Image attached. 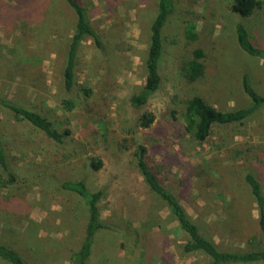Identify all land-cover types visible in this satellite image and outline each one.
Here are the masks:
<instances>
[{"label": "rangeland", "instance_id": "rangeland-1", "mask_svg": "<svg viewBox=\"0 0 264 264\" xmlns=\"http://www.w3.org/2000/svg\"><path fill=\"white\" fill-rule=\"evenodd\" d=\"M81 1L98 23L106 49L100 53L90 40L83 42L73 94L64 95L61 88V69L74 23V14L67 6L61 7L55 23L33 26L53 45L44 44L34 57H24L28 62L25 73L0 64V96L16 97L26 106L51 108L63 126L68 123L76 139L74 146H55L25 121L14 120L8 110L0 108L7 137L15 141L10 145L13 161L20 169L29 167L30 179L24 185L31 207L17 216L20 221L16 225L30 224L27 234L49 237L47 254L35 253L40 257L34 262L72 264L66 253L78 248L84 235L86 206L78 193L56 185V180L63 179H83L89 189L104 190L99 203L101 217L112 228L94 235L89 264H141L148 227L163 236L161 242L166 248L159 260L164 264L208 261L202 253L182 252L179 243L183 234L177 221L165 203L147 190L130 156L93 147L83 139V130L99 128L97 122L101 120L115 130V136L134 137L146 148V159L157 170L160 181L218 248L248 249L249 240L259 239L260 232L257 205L243 175L253 173L264 192V106L241 121L214 124L200 142L184 130L182 109L184 99L193 94L220 110L246 105L241 87L244 73L251 86L264 94V61L244 53L234 34V23L242 21L251 40L264 46V7L255 14L239 16L231 11V0H175V10L162 29L160 87L139 112L150 111L155 119L148 128H142L135 125L137 115L130 96L144 83L149 24L156 0ZM189 23L206 37L208 68L202 78L184 83L177 81L172 71L185 57L182 35ZM5 27L0 28V58L18 53L24 56L20 45L28 34L14 36L18 47L9 39L11 27L19 33L24 26ZM84 90L87 96L102 99L96 107L97 117L77 115L75 108L71 113L63 106L62 100L78 98ZM42 150L47 162L36 169L32 163L40 165ZM92 157L102 160L97 170L90 166ZM0 264L4 263L0 260Z\"/></svg>", "mask_w": 264, "mask_h": 264}, {"label": "trees", "instance_id": "trees-1", "mask_svg": "<svg viewBox=\"0 0 264 264\" xmlns=\"http://www.w3.org/2000/svg\"><path fill=\"white\" fill-rule=\"evenodd\" d=\"M263 4V0H231L230 8L236 15L249 16L261 11L264 7ZM175 5V0H156L155 14L149 24L148 45L144 59V83L137 92L130 96V102L135 107L134 115H137L135 125L142 128H148L155 119L154 114L150 111L139 112L141 107L143 108L159 90L161 82L159 64L163 51L162 29L174 12ZM65 6L72 10L74 23L61 69V88L64 95H71L77 86V66L79 65L83 42L90 40L96 51L100 53L106 49L98 23L90 18L87 8L81 0H0V28L6 29L5 26L17 25L18 23L24 26L22 31H18L19 33H16L11 27L13 33H10L9 39L12 46L18 47L14 39L15 35L22 38L23 34H28L27 38L22 39L23 45H20L21 50L25 52L22 53L24 56L18 53L19 55L0 58V64L10 67V70L14 69L25 73L28 70V62L23 61L24 57H34L38 53V49H41L44 44L47 47L53 45L52 41H44L39 33L41 30L37 31L33 26L36 27L40 24L41 27H48L55 23L59 19L61 7L65 8ZM200 33L191 23L184 27L182 38L184 39L185 57L181 58L178 68L172 71L176 74L177 81L193 83L202 78L207 71L206 37ZM234 34L238 47L244 53L264 61V46L251 40L248 29L242 21L234 23ZM241 87L247 97V104L228 110L217 109L197 94L184 99L183 126L194 141H203L209 135L214 124L241 121L264 106V94L258 93L251 86L248 75L245 73L241 77ZM79 90L81 91V89ZM87 92L84 90L85 94L83 93L75 99L62 100L65 109L72 113L73 108H75L77 115L81 113L86 117H97L96 107L102 99L91 98L87 96ZM0 108L8 110L14 120L25 121L38 131L48 143L60 147L76 144V139L68 123L63 126V122L58 120V115L51 108H36L35 104L26 106L16 97L2 96H0ZM97 123L99 124L98 127L102 129L96 127L95 129H87L85 132L83 130V139L93 147L101 146L106 151L130 156V160H133L147 190L165 203L169 213L177 221L183 234L182 241L179 243L182 252L204 254L208 257L205 264L264 262V192L253 173L245 172L243 180L248 185L257 205L259 239L251 238L249 240L250 247L246 250H223L218 248L216 243L200 230L178 198L160 181L157 170H154L146 159V148L135 142L134 137L115 136V130L113 131L105 125L104 120ZM9 139L10 136L7 137L6 134V126L0 120V235L7 238L3 240L0 236V260L4 264H36L34 260L40 256L36 258L35 253L47 254L49 237L27 234L30 224L16 225L20 221L17 216L26 213L31 207L30 199L27 197L28 191L24 185L30 177L28 176L29 167L20 169L13 161L10 145L14 146L15 141H9ZM46 156L47 154L45 155L42 150L40 165L36 163L37 161L32 163L34 166L36 165V169L44 167L47 162ZM90 166L97 170L102 166V160L92 157ZM56 183L62 189L78 193L86 206L84 235L78 248H72L66 254L72 264H89L94 235L98 231L112 228V225L101 217L99 203L104 196V190L103 188L89 189L83 179L76 181L56 180ZM126 206L127 209L129 205ZM147 216H150V213ZM139 218L136 217L135 220ZM151 228L146 229L142 241L143 257L141 264H164L159 258L165 252L166 244L161 242L163 236L158 234V230Z\"/></svg>", "mask_w": 264, "mask_h": 264}]
</instances>
